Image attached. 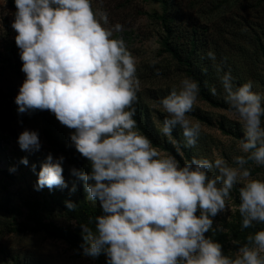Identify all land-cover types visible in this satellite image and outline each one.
Here are the masks:
<instances>
[{
	"label": "clouds",
	"instance_id": "clouds-1",
	"mask_svg": "<svg viewBox=\"0 0 264 264\" xmlns=\"http://www.w3.org/2000/svg\"><path fill=\"white\" fill-rule=\"evenodd\" d=\"M14 4L11 28L25 74L15 97L17 114H54L73 130L70 146L88 162V171L70 169L83 181L85 201L100 208L99 215L79 225L81 254L92 259L103 254L106 264H264V227L244 242L233 239L238 247L228 253L214 238L219 229L214 218L226 210L239 214L241 230L264 225V178L252 175V166L264 167V92L254 90L255 82L237 84L213 50L201 55L211 61L226 115L243 136L230 161L221 155L185 159L183 150L195 149L203 133L201 122L189 115L200 96L196 78L181 76L159 101L165 115L156 128L175 154L161 151L138 128L136 58L123 37L115 35L124 26H109L103 0L99 6L94 0ZM209 92L218 95L215 85ZM177 129L180 139L173 135ZM17 143L28 153L42 147L38 130L28 128ZM64 161L63 154L49 152L36 173L35 190L68 188ZM19 163L27 166L28 157ZM31 169L35 173L36 165ZM234 189L238 203L233 202ZM76 190L73 183L69 193ZM64 203L69 212L77 209L72 200Z\"/></svg>",
	"mask_w": 264,
	"mask_h": 264
},
{
	"label": "rangeland",
	"instance_id": "rangeland-1",
	"mask_svg": "<svg viewBox=\"0 0 264 264\" xmlns=\"http://www.w3.org/2000/svg\"><path fill=\"white\" fill-rule=\"evenodd\" d=\"M99 3L100 0H94L97 6ZM169 5L175 17L174 28L180 36V46H190L192 29L197 28L199 67H208L209 87L215 85L218 90L215 98L222 99L219 80L211 61L201 60V55L210 49L215 52L217 62H223L224 70L231 69L237 84L251 79L255 82L254 90L264 92V54L258 46L259 39L264 46V0H169ZM103 7L109 12V26L117 22L124 26V31L115 35L123 37L136 58L140 80L136 116L141 123L148 125L153 136L164 142L166 140L156 128L165 115L160 111L159 101L186 73L170 54L163 52L164 29L154 17L162 14V3L158 0H103ZM14 12L8 1L6 5H0V52L3 57L8 56L11 46L19 51L15 44L16 33L11 28ZM153 60L157 63L153 64ZM23 81L6 63H0V200L6 196L8 205L15 208L11 212L7 205L0 208V264H99L96 258L83 256L80 247L52 233L61 227L77 226V221L62 204L47 210L43 198H48L49 189L45 187L37 191L34 188L38 178L36 173L46 155L51 152L56 157L63 153L47 142L43 133L45 123L35 112L18 116L15 97ZM193 112L196 115H189L203 126L196 148L191 149L194 155L208 158L221 155L230 161L232 155L237 154L236 145L243 132L234 119H228L227 106H214L200 95ZM199 115L206 116L210 122L201 120ZM56 124L62 135L69 138L73 130L58 120ZM221 124L225 130L231 129L235 134L225 132ZM25 128L38 130L42 142L39 151L28 153L19 148L17 138ZM175 131L179 135V129ZM24 156L29 160L27 166L19 163ZM79 160L73 164L71 157L65 156L62 174L68 188L62 190L69 192L74 183L76 177L70 173L72 167L89 170L86 158L80 155ZM32 164L36 165L35 173L31 169ZM13 167L15 171H10ZM252 175L264 178V167L252 166ZM34 208L40 214V223L31 217ZM229 213L226 210L219 215Z\"/></svg>",
	"mask_w": 264,
	"mask_h": 264
},
{
	"label": "trees",
	"instance_id": "trees-1",
	"mask_svg": "<svg viewBox=\"0 0 264 264\" xmlns=\"http://www.w3.org/2000/svg\"><path fill=\"white\" fill-rule=\"evenodd\" d=\"M9 5L15 9L14 0H7ZM162 3L163 12L162 14H155L154 17L157 18L164 29V35L162 39L163 52L170 54V56L179 64L185 71L186 75L193 76L200 82V95L203 99L214 106H225L223 99H217L212 96L209 92V83H208V75L207 73L201 72V68L199 67L200 63V50L199 44L196 39L197 28L193 27L192 36L189 40L190 46L184 48L180 46L178 40L180 39L179 34L176 33L174 28V20L175 17L172 12V8H170L169 0H158ZM16 10V9H15ZM259 50L264 54V46L262 45L259 39ZM0 63H6L8 67L22 80L25 79V74L21 71L22 61L20 60L19 51L15 48V46H11L8 48V56L3 57L0 52ZM207 81V85L205 84ZM196 115L195 112H191ZM35 114L41 118V120L45 123L43 128L44 137L47 142L50 144L52 148L56 151L63 153L67 157H71L72 163L77 164L80 162L79 153L75 150L73 146H70L69 138L62 135V133L58 130L59 127L56 124L55 115L50 112H43L40 110H36ZM200 119L206 122H210L206 116H200ZM137 120L138 128L149 138L152 140L153 145L159 147L165 151L173 152L175 154V150L172 145L167 143L166 141L161 142L158 138L152 135L149 131L148 125L145 123H141L139 118L135 116ZM222 129L225 132L230 134H235L233 130H225L224 124H221ZM173 134L177 139L179 138L178 133L174 130ZM237 135V134H236ZM184 157L185 159H190L194 153L191 149H184ZM178 159L182 158L177 156ZM88 171V170H87ZM9 174V173H8ZM74 183L76 184V191L74 193L67 194V190H62L60 188H53L49 190L48 198H43L44 207L47 210H51V208L55 205L62 204L65 207V201L71 200L78 204L77 209L75 211L69 212L72 214V217L76 219L77 226H66L58 228L55 232H52L54 236L61 237L72 243L73 245L80 247L82 243V235L80 223H89L90 218H94L95 215L100 214L99 206H94L89 202L85 201V191L83 186V181L75 178ZM72 187V186H71ZM235 190V189H234ZM76 195V196H73ZM232 197L234 199V203H238V197L236 192H233ZM8 198L4 196L0 200V208H4L6 205L8 206V211H15V208L11 205H8ZM40 204V203H39ZM36 207H40L36 205ZM66 208V207H65ZM67 210V209H66ZM40 214L34 208L31 212V217L38 223L41 222L39 218ZM219 226V229L215 235V239L218 240L222 244V250L225 253L229 251H235L238 247L232 243L233 239L244 242L247 235L253 233L255 230L264 227V225H257L255 228H249L241 230L240 227V217L238 213H229L225 216H220L219 214L214 218V227ZM222 229H226L228 231L224 232ZM50 231V230H49ZM230 233V234H229ZM206 235H211V233H206ZM81 248V247H80ZM97 261L99 264H106L105 255L101 254L98 256Z\"/></svg>",
	"mask_w": 264,
	"mask_h": 264
}]
</instances>
